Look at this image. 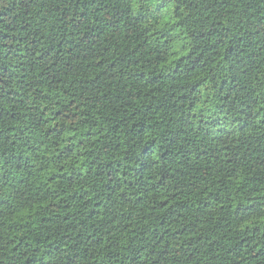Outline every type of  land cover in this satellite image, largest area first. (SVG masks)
<instances>
[{
    "label": "trees",
    "instance_id": "obj_1",
    "mask_svg": "<svg viewBox=\"0 0 264 264\" xmlns=\"http://www.w3.org/2000/svg\"><path fill=\"white\" fill-rule=\"evenodd\" d=\"M0 264H264V0H0Z\"/></svg>",
    "mask_w": 264,
    "mask_h": 264
}]
</instances>
